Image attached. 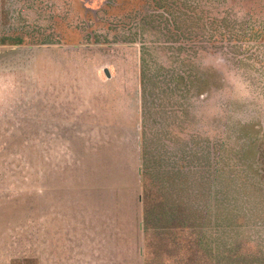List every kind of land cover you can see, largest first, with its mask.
I'll use <instances>...</instances> for the list:
<instances>
[{"label":"rangeland","instance_id":"1","mask_svg":"<svg viewBox=\"0 0 264 264\" xmlns=\"http://www.w3.org/2000/svg\"><path fill=\"white\" fill-rule=\"evenodd\" d=\"M0 2V264H264V0Z\"/></svg>","mask_w":264,"mask_h":264},{"label":"trees","instance_id":"2","mask_svg":"<svg viewBox=\"0 0 264 264\" xmlns=\"http://www.w3.org/2000/svg\"><path fill=\"white\" fill-rule=\"evenodd\" d=\"M210 3V1H209ZM1 4V2H0ZM0 13H1V8H0ZM220 29L215 30L211 33L212 36H217V35H221V38L219 39V41H227L229 40L228 38H232L233 40L235 39L236 42H250L253 40H257L259 42V40L261 38H263L264 36V25L260 26H256V27H246V26H235L234 24H232L229 19L224 18L223 23L221 25H219ZM222 30V31H221ZM227 38V39H226ZM264 41V40H263ZM262 42V41H261ZM5 45H12V46H16V45H20V41H11L10 39L7 38H1L0 37V46H5ZM148 57V52L146 51L145 48H143L142 51V73H143V77H146V71L147 73L150 71V59L147 60ZM202 92V91H200ZM143 154V153H142ZM260 158H261V165L264 167V149L262 150V153L260 154ZM144 159L141 156L140 157V162L143 163ZM143 171V169H142ZM141 171V183H143V176H144V172ZM260 178L259 181L262 184V181L264 180V176L258 177ZM218 207L221 209L222 213L224 212V215H231L233 217H236V219L239 220H244L246 221V224H249L251 226H254V228H256L257 230H264V205L262 204H256V205H240V206H231V205H219L217 206V210ZM200 214V217H196L194 222H197V225H200V228L206 227L203 222H207V220L212 221L213 217L209 216L208 218H204L201 217V215H203V213H201V211H197ZM149 212H146V215H148ZM221 214V213H220ZM169 213L166 212V222L170 221L169 220ZM185 216L182 217V219H184ZM193 226V224L191 225ZM245 226V225H244ZM183 228H188L187 224H183L182 225ZM200 228L198 229H194V231H198ZM202 240V239H201ZM197 247L201 248L204 245V242L201 243V241L199 243H194ZM212 255H211V259H212ZM217 260V257L215 256V261ZM261 263V261H259V264ZM12 264H39L37 262V260L35 259H23V260H14L12 262Z\"/></svg>","mask_w":264,"mask_h":264},{"label":"water","instance_id":"3","mask_svg":"<svg viewBox=\"0 0 264 264\" xmlns=\"http://www.w3.org/2000/svg\"><path fill=\"white\" fill-rule=\"evenodd\" d=\"M106 75H107L108 78H110V75H109V72L108 71H106Z\"/></svg>","mask_w":264,"mask_h":264}]
</instances>
